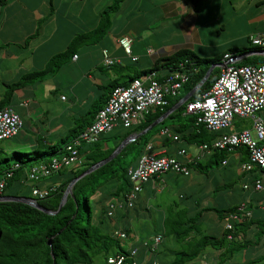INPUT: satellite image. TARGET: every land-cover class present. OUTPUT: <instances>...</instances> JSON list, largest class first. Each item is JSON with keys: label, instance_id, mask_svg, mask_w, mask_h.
Masks as SVG:
<instances>
[{"label": "crops", "instance_id": "obj_1", "mask_svg": "<svg viewBox=\"0 0 264 264\" xmlns=\"http://www.w3.org/2000/svg\"><path fill=\"white\" fill-rule=\"evenodd\" d=\"M113 1L4 0L0 3V97L6 83L43 67L48 58L63 50L74 36H87L76 44L73 53L55 71L12 90L10 105L21 117L22 124L15 135L5 138L0 151L8 154L14 150L30 151L42 144L63 143L72 128L90 122L92 111L105 102L109 93L106 98L102 97L106 95L102 91L103 85L113 80L116 85H126L135 77L146 81L147 70L154 66L157 79L162 80L169 72L159 64L162 59L183 48L200 56L198 51L205 50L204 41L209 35L218 34V28H226L223 15L231 14L232 10L238 12L231 14L233 28L245 25L244 32H238L235 37L241 39L246 31L244 39L249 45L231 42L227 45L225 42L211 57L225 53L239 55L238 60L252 54L263 56L259 49L241 53L227 49L254 46L247 36L264 30V0H200L196 6L188 0H120L117 7L108 12L107 28L98 35L96 28L101 12ZM123 35L131 38L129 54L118 43V38ZM104 49L113 59L110 65L102 63ZM221 62L216 66L220 68ZM175 102L160 114L158 122H161L148 141H151V151L173 155L189 166V173L168 170L152 176L141 184L132 205L117 209L108 222L129 230L124 247H135L136 257L146 264L159 261L160 257L164 261L170 260L176 250L174 231L188 225L193 230H189L179 244L194 234H221L225 221L232 219L226 214L221 216L216 209L237 208L245 203L250 216L264 217V189L255 190L251 186L253 178L261 176L260 170L240 167L246 160L242 148L202 149L201 137L196 136L197 127L188 123L184 111L178 114L179 119L170 118L177 114L179 104L175 105ZM255 115L264 124V107ZM249 120L248 123L234 117L228 130L247 128L251 125V118ZM163 126L168 133L160 132ZM121 129L117 123L101 135L113 139ZM216 134L207 132L203 142H210ZM54 179L57 175L43 179L41 186L53 184ZM243 183L249 186L243 188ZM117 184L112 180L93 193L100 210L111 199L109 194L118 187ZM135 222L140 226L153 225V232L138 237L131 229ZM202 224L210 232H205ZM142 231L147 232L146 229ZM155 233H161L160 241L154 250H146L143 243ZM252 233H255L254 228L248 230L250 236ZM163 236L167 237L168 243L159 247ZM262 241L264 236L254 248L264 247ZM221 251V248L205 246L198 252V258L196 255L186 264L217 263ZM243 253L241 251L237 256ZM251 255L257 254L252 250ZM230 261L232 259L225 262Z\"/></svg>", "mask_w": 264, "mask_h": 264}, {"label": "trees", "instance_id": "obj_2", "mask_svg": "<svg viewBox=\"0 0 264 264\" xmlns=\"http://www.w3.org/2000/svg\"><path fill=\"white\" fill-rule=\"evenodd\" d=\"M119 1L120 0H114L102 10L99 25L96 28L98 35H101L107 28L108 12L115 9ZM188 1H190L193 6H196L200 0ZM2 2H4V0H0V3ZM86 37L87 36L83 35L74 36L63 50L53 53L43 67L30 70L22 74L17 80L6 83V88L0 97V107L11 104L10 100L13 89L55 71L62 62L73 53L76 44L82 40V38ZM258 49L259 47L257 46H242L228 48L227 51H237L241 53ZM222 59L223 54L204 58L196 55L192 50L185 48L178 49L172 54L164 57L161 63H159L161 66L168 68V71L179 70L187 75V79L181 84L177 93L168 96L165 104L150 107L142 118L130 126H123L119 123L122 129L113 139H109L108 136L103 137V135L100 134L95 141L90 143L80 142L77 146L78 155L82 159L80 164L62 166L48 176L40 177L36 180H29L27 177V171L31 164L38 161H47L52 156L63 154L65 152V144L70 142L86 124H80V127L76 126L72 128V133L68 134L61 144H42L38 146V148L30 151L14 150L8 154L0 151V154H2V156H0V178H4V184L0 195L12 194L31 196L39 205L55 210L65 187L72 177L93 162L105 157L123 137L131 132H137L148 125L201 80L209 63L221 62ZM262 62H264L263 56L252 54L238 60L237 64H258ZM153 68H155V66ZM153 68H149L147 71L155 70ZM219 69V66H213L197 88L185 101L177 106L175 111L177 114L175 113L176 115L173 114L174 116H170L171 119L177 120L179 119L178 114L184 111V114L188 115V123H193L197 127L196 136L199 135L201 137L199 139L201 142L207 139V132L212 131L204 128L200 122L195 123V114L184 110L185 103L207 90L217 76ZM116 84L115 80H113L103 85L102 91L106 95H102V97L106 98L107 94L110 93L111 89L116 86ZM94 111H92L93 116L95 113ZM160 122L134 139L126 142L117 154L108 161L75 180L71 185V193H67L64 202L59 209L53 213L44 212L22 201L1 200L0 264H94V257L101 260L102 264H106V257L108 255L117 252H127L129 248L122 246L120 242L126 238L129 230L127 228L120 229L114 222H108H111L114 212L117 209L130 207L126 206L123 202L124 193L130 188L127 167L135 164L144 144L148 141L149 136L156 130ZM139 139L141 140L140 142H138ZM107 141H109V144H104ZM237 147L244 150L247 159L246 148L242 145ZM219 149L221 151L229 150L227 148ZM128 153H130L131 156L126 159ZM255 169H257V167H255ZM6 172H10L8 176H6ZM53 175H57L58 180L54 179L52 181L53 184L41 186L40 182L43 179ZM262 179L264 182V175ZM112 180L118 183V187L109 194V197L112 196L111 199L116 198L118 201H121V205L115 208L111 214H107L106 204L105 208L101 209L96 218H94L92 216L89 198L98 188L105 187V185ZM23 185L26 186V189H22ZM33 186L44 188L46 191L45 194L42 196L32 195L31 188ZM235 210L236 207L216 209L221 216L225 214L228 215V213ZM251 228L255 229V233H252L250 236L248 230ZM113 229L123 230L125 232V237L120 238L114 236L112 234ZM189 230H193L191 225L181 230L174 231L176 242H180L182 238L188 234ZM227 234H229V237ZM263 236L264 217H239L238 219L232 220L231 227L224 228V231L219 235L202 234L194 239L185 240L183 243L181 242L185 245L176 249L174 252L175 255L170 260L160 261L158 259L159 261L156 260V264H186L205 246L221 248L222 251L220 252L218 264H223L228 259H232V261L225 264H264V252L255 256H244L245 250L248 247H254L256 244L260 243ZM48 239H50L49 244L47 243ZM262 243H264V241H262ZM241 251H244V253L236 257L237 253ZM250 253H252V250ZM136 258L140 260L138 257ZM150 263L151 262H149V264Z\"/></svg>", "mask_w": 264, "mask_h": 264}, {"label": "built area", "instance_id": "obj_3", "mask_svg": "<svg viewBox=\"0 0 264 264\" xmlns=\"http://www.w3.org/2000/svg\"><path fill=\"white\" fill-rule=\"evenodd\" d=\"M247 40L251 45L259 47L264 56V30L250 33ZM129 36L118 38V43L127 54L130 53ZM102 63L111 64L113 59L104 49ZM76 54H73L75 57ZM134 58V57H133ZM239 55L225 53L217 76L210 87L197 97L186 101L184 110L195 114V123H202L203 127L217 134L210 142H202V149H233L242 145L247 150V159L240 163L244 170L257 167L261 176L253 178V189H264V124L255 115V112L264 107V62L258 64L238 63ZM146 81L139 77L132 78L126 85L114 86L105 102L95 111L93 118L78 134L64 146L65 152L59 156H52L47 161H38L30 165L27 171L29 180L45 177L60 169L62 166L80 164L82 159L78 155L80 142L90 143L115 124L130 126L145 114L150 107L163 105L168 96L175 95L181 84L187 79V75L179 70H171L162 80H158L155 71H149ZM61 97H63L61 95ZM251 118V125L239 130H228L233 118ZM22 124L21 117L11 105L0 107V140L9 138L17 133ZM160 132H167L166 127ZM176 138V134L172 135ZM183 152V149H179ZM188 174L189 166L170 154H156L151 151V141H147L135 164L127 167V175L130 188L124 193V203L131 206L141 183L152 176L165 171ZM10 172H6V176ZM4 184V178H0V194ZM247 188V183L242 184ZM44 188L33 186L31 194L42 196ZM121 201L116 198L107 202V214H111L115 208L120 207ZM250 216V210L241 203L235 211L228 213L232 220L239 217ZM231 221H225L224 228H230ZM112 234L124 238L125 232L113 229ZM229 237V234H227ZM160 241V234L151 235L144 242L146 250H154ZM136 248L130 247L127 252H117L106 257V264H145L136 258ZM150 264H156L151 261ZM217 264V263H214Z\"/></svg>", "mask_w": 264, "mask_h": 264}, {"label": "rangeland", "instance_id": "obj_4", "mask_svg": "<svg viewBox=\"0 0 264 264\" xmlns=\"http://www.w3.org/2000/svg\"><path fill=\"white\" fill-rule=\"evenodd\" d=\"M233 12H237V11L232 10L231 14H233ZM231 14L230 13H225L223 15L222 20H223L224 25L226 26V28L224 30H221L220 28H218V31H219L218 34H216V35H209V39H207V40L204 41V43H205V45H204L205 50L198 51L200 56L211 57V56L215 55L216 52L219 50V48H221L220 46L222 45V43H225V42L227 43V45H228L229 42L235 43V44H237L239 46L242 45V44L245 45V46L246 45H249L247 43V41L244 39V36L247 34L246 31H245L244 35L241 37V39H239L238 37H235V35L238 32H244L242 30H245V25L244 26L239 25V26L233 28V24L231 25V21L234 18H233V15H231ZM254 32H257V31H254ZM251 33H253V32H251ZM232 39H233V42L231 41ZM241 119H244V121L245 122H248V123L250 121L249 120L250 118H247V117H244V118H241ZM250 124H251V122H250ZM6 140L7 139L0 140V145H3L4 146V142ZM140 141L141 140L139 139L138 142H140ZM0 156H2V154H0ZM130 156H131V154L128 153L126 159H128ZM22 189H26V186L23 185ZM89 199H90V204H91L92 216L94 218H96V216L98 215V213L101 210L99 208V205L95 202V200L93 198V194L90 196ZM120 223H122V221H120ZM201 227L204 228V231L205 232H210V230L208 229V227H205L204 224H202ZM131 229L132 230H135L132 233L133 234H137L138 237H140L141 235L146 236V234L153 232L152 231L153 230V225H150L149 223H146V225L140 226L139 225V222H135V223L132 224ZM144 229H146L147 232L142 231ZM195 237H197V235L194 234L192 237H190V239H194ZM125 242H126V240L123 239V240H121L120 243L122 244V246H127ZM162 243H163L162 246H164V245H166L168 243V239H167L166 236H163L162 237V241L159 243V247H160V245ZM174 245H175L176 249H179V248L183 247L185 244H179L178 242H174ZM251 250H253L255 252V254H259V253H262L264 251V247H261V248L248 247L245 250V255L244 256L245 257L251 256V253H250ZM196 258H198V255H197ZM164 260H165L164 258L161 260V257H160V261H164ZM225 263L226 262H224L223 264H225ZM94 264H102V261L94 257Z\"/></svg>", "mask_w": 264, "mask_h": 264}, {"label": "water", "instance_id": "obj_5", "mask_svg": "<svg viewBox=\"0 0 264 264\" xmlns=\"http://www.w3.org/2000/svg\"><path fill=\"white\" fill-rule=\"evenodd\" d=\"M261 50L259 49V52ZM215 65H218V63H209L203 77L201 78V80L195 84L188 92H186L185 94H183L176 102H175V105L176 104H180L181 102L185 101L188 96L197 88V86L204 80V78L208 75V73L210 72V70L212 69L213 66ZM160 116H157L155 119H153L148 125H146L144 128H142L139 132L135 133V134H128L126 135L125 137H123L118 143L117 145L112 149V151L110 153H108L105 157L93 162L92 164H90L89 166H87L85 169H83L81 172H79L77 175H75L74 177H72L70 179V181L68 182L67 186L65 187L60 199H59V202H58V205L56 207L55 210H51V209H48L46 207H43L41 205H39L35 199L31 196H26V195H12V194H2L0 195V201L1 200H15V201H22V202H25V203H28L30 205H33L39 209H41L42 211L44 212H47V213H53L55 212L56 210L59 209V207L61 206V204L64 202L65 198H66V195L67 193H71V185L73 184V182L75 180H77L78 178H80L81 176H83L84 174H87L88 172L92 171L93 169L97 168L98 166H100L101 164H103L104 162L108 161L110 158H112L114 155L117 154V152L121 149V147L128 141L134 139L137 135L141 134V133H144L145 131H147L148 129H150L154 124H156L159 119H160ZM47 243L49 244L50 243V239L47 240Z\"/></svg>", "mask_w": 264, "mask_h": 264}, {"label": "clouds", "instance_id": "obj_6", "mask_svg": "<svg viewBox=\"0 0 264 264\" xmlns=\"http://www.w3.org/2000/svg\"><path fill=\"white\" fill-rule=\"evenodd\" d=\"M160 239H161V237H160Z\"/></svg>", "mask_w": 264, "mask_h": 264}]
</instances>
